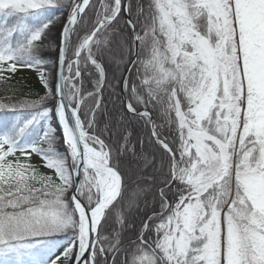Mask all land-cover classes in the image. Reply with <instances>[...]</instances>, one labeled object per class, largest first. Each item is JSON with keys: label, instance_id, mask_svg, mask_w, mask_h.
Masks as SVG:
<instances>
[{"label": "snow or ice", "instance_id": "snow-or-ice-1", "mask_svg": "<svg viewBox=\"0 0 264 264\" xmlns=\"http://www.w3.org/2000/svg\"><path fill=\"white\" fill-rule=\"evenodd\" d=\"M18 68L45 94L0 102V264H264V0H0Z\"/></svg>", "mask_w": 264, "mask_h": 264}, {"label": "trees", "instance_id": "trees-1", "mask_svg": "<svg viewBox=\"0 0 264 264\" xmlns=\"http://www.w3.org/2000/svg\"><path fill=\"white\" fill-rule=\"evenodd\" d=\"M66 16H67V12H65L63 15H61L59 17L55 26L57 24H59L62 19H64V18L66 19ZM58 34H59V31L57 32L55 30H52V37H53V45L54 46L56 43L55 37ZM44 56H45V58H47L51 61H56L57 50L54 47L52 51L45 52ZM45 70L51 73V76H52L51 83L55 84L56 83L55 77H56L57 69L55 67L45 66ZM3 76L4 77H10V79H6V80L0 79V84L1 85L9 84L11 89H10V92H8L6 94L0 93V102L17 103V102H22L24 100H34V99H38L40 96H43L45 94V92H40L37 89L28 91L25 87H22L21 85H19V82L17 81V78H16V72L15 73L5 72V73H3ZM83 90H86V91L92 90V84L89 82L88 77L84 78V89ZM87 102L91 103V100H88ZM49 103L51 104L52 101H50ZM104 103L107 105L109 110L113 109V105L111 103H109V101L107 99V94H105ZM104 120H105V117L103 115H101L100 116L101 123L99 125L100 127H103V121ZM159 122H161V121L158 120V123ZM53 126L56 127V124L54 123ZM135 133L138 134L141 138H144L149 134L147 129H142L139 127V125L136 126ZM58 135H59V130H58ZM109 135H111V134H109ZM146 198L148 200H151V197H146ZM138 204H139L138 208H134L131 210L132 211V220H133V223L137 229L139 228L143 219H146V216L151 214L149 209L144 206L143 199L138 201ZM149 207H151V205H149ZM58 251H63V248L61 247Z\"/></svg>", "mask_w": 264, "mask_h": 264}, {"label": "rangeland", "instance_id": "rangeland-1", "mask_svg": "<svg viewBox=\"0 0 264 264\" xmlns=\"http://www.w3.org/2000/svg\"><path fill=\"white\" fill-rule=\"evenodd\" d=\"M66 19H62L61 22L59 24H57L56 26L53 27V30L55 31H59L62 28V25L65 23ZM16 78L17 81L19 82V85H21L22 87H25L28 91L31 90H39L40 92H45V89L43 87V84L40 81L39 78V74L33 70V69H28V68H18V70L16 71ZM10 85H1L0 84V93H8L10 92ZM22 160H24V157H21ZM30 162L35 164L40 171L47 173L49 175H51V171L48 170L47 168L43 167L42 164V160L40 157L33 155L30 158ZM62 251H58L57 255H59Z\"/></svg>", "mask_w": 264, "mask_h": 264}, {"label": "water", "instance_id": "water-1", "mask_svg": "<svg viewBox=\"0 0 264 264\" xmlns=\"http://www.w3.org/2000/svg\"><path fill=\"white\" fill-rule=\"evenodd\" d=\"M66 22V21H65ZM56 74H57V72H56Z\"/></svg>", "mask_w": 264, "mask_h": 264}]
</instances>
